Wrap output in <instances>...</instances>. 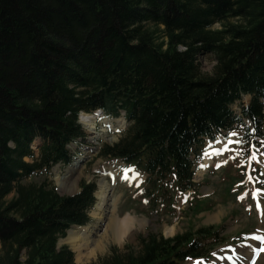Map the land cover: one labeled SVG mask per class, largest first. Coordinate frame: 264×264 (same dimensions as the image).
Here are the masks:
<instances>
[{"label":"trees","instance_id":"trees-1","mask_svg":"<svg viewBox=\"0 0 264 264\" xmlns=\"http://www.w3.org/2000/svg\"><path fill=\"white\" fill-rule=\"evenodd\" d=\"M203 55L215 60L210 76ZM96 110L124 112L129 127L99 158L146 176L153 204L169 209L171 188L195 192L205 139L239 129L264 140V0H0V264H74L57 242L90 223L95 182L64 197L24 182L68 165L67 145L86 138L78 114ZM188 208L209 206L194 194ZM220 230L149 235L137 255L99 264L206 260Z\"/></svg>","mask_w":264,"mask_h":264},{"label":"rangeland","instance_id":"rangeland-1","mask_svg":"<svg viewBox=\"0 0 264 264\" xmlns=\"http://www.w3.org/2000/svg\"><path fill=\"white\" fill-rule=\"evenodd\" d=\"M229 22L234 23L236 20H230ZM214 28L219 29L220 26L215 25ZM197 64L199 73L202 76H210L215 66V60L212 55L199 56ZM248 100V97H243L241 104H246ZM241 104L236 103L232 106V109L238 113ZM95 120L94 127L89 125V123L81 124L83 131L87 135L86 140L69 146L70 154L74 158L78 157L77 159H80L77 164V170L68 172L67 168L57 166L53 168L50 175L38 174L24 182L34 185L46 183L58 195L66 196L76 194L79 190V184L83 180L88 183L95 181L97 184L103 179L107 186L108 197L106 199H109V203L111 202V207H108L107 211H110L111 215L118 217V219H122L125 215L134 218V230L130 237L121 241V243L112 242L111 237H109L102 245L103 249L95 251L87 260L78 259L77 253L71 249L69 244L65 243L66 237L61 239L58 242V247L65 246L69 248L74 255V264H99L101 261L111 257L113 251H115L116 255L122 257L127 255L135 256L140 252V239L149 235L171 238L176 234H182L191 229L196 231L199 228L219 225L222 227L221 236L227 238L228 242L215 250L212 264H248L253 253L255 254L253 252L254 241L249 239V236L254 234L264 236V155H258L253 149L247 158L241 156L245 150L239 144L240 138L237 131L233 132L235 135L231 133L225 140L222 138L216 140L212 148H217L211 152V146L207 142L210 148L205 153V160L201 169H198L195 173L193 181L197 184V194L202 201L207 203L209 208L194 215L187 206L192 193L187 194L183 199H179L176 198L173 191L171 195L174 197V212L169 213L161 208L158 203L152 206L146 199L142 198L144 177L137 174L136 176L132 173V169V171L127 170L128 168L124 167L120 162L99 158L101 148L117 143L128 128V124L122 120V117L117 120L110 117L106 120L97 118ZM223 149L225 150L221 153L220 150ZM218 150L220 151L219 156H217ZM75 162L77 161L73 163ZM205 164L207 166L204 168ZM251 164L257 167L259 176L254 179L250 174H247L244 181H237L232 186L233 181L227 176L230 174L235 177L237 170L242 167H246L248 173ZM106 170L110 173L104 176L103 172ZM124 176L129 181L124 179L125 182L122 179ZM64 186L73 189V191L71 193H61ZM97 189L96 192L98 191ZM253 192L256 193L257 202L252 198ZM12 197L13 195H10L7 201ZM97 202L96 198L95 205ZM95 205L89 212L91 223L84 227L94 229L93 242L99 239L108 221L106 219L108 214L105 219L100 221L92 217L93 212H96ZM76 229L81 228L74 227L70 230ZM168 230L172 231L167 236L165 232ZM233 241L239 242L232 243ZM256 245L258 249L260 245ZM89 249L81 251V255H88ZM256 264H264V251L257 259Z\"/></svg>","mask_w":264,"mask_h":264},{"label":"bare ground","instance_id":"bare-ground-1","mask_svg":"<svg viewBox=\"0 0 264 264\" xmlns=\"http://www.w3.org/2000/svg\"><path fill=\"white\" fill-rule=\"evenodd\" d=\"M96 116H98L99 118ZM95 118L101 119V120L107 119V117L101 116L99 114H93V115L81 114L78 122L80 125L81 124L85 125L86 123H89V125L94 127V124L96 122ZM77 158H75L73 160V162L74 161H77V162H75V163L72 162L69 165V167L67 168L68 172H72L77 168V164L80 162V159H77ZM206 166L207 165L205 164L204 168ZM109 173L110 172L108 170L103 172L104 176L108 175ZM122 179L123 180L126 179L127 181H129L128 178L125 176L122 177ZM97 187H98V189H97L98 191L95 193V196H96L95 198H97L98 202L95 205V209H96L95 211L96 212H93L92 217L95 220L100 221V220L105 219V217L108 214V216H107L108 218L106 217V219H108V221L106 220L107 224L105 225L103 233L99 236V239L94 241V242L92 240L93 230H94L93 228H81V229H76V230H70L66 234L65 243L69 244L71 249L75 253H77V258L80 260H87L88 257L90 255H92L95 251H101V249H103L102 245L104 244L105 241H107L109 239V237H111L112 242L121 243V241L130 237L132 235V231L134 230V225H133L134 218L130 217L129 215H125V217H123L122 219H118V217H116V216L113 217V215H111L110 211H107V208L111 207L110 206L111 202L109 203V199H106L108 197L107 186H106L103 179L97 183ZM72 191H73V189L64 186L61 190V193H71ZM113 206H114V204H113ZM135 221H137V220H135ZM171 231L172 230L166 231L165 235L168 236L171 233ZM92 242H93V244H92ZM91 245H93V246L91 249H89ZM255 248L257 249V245ZM259 248H260V251H263V246H259ZM85 249L86 250L89 249L88 255L87 254L81 255V251H83ZM253 252H255L254 247H253Z\"/></svg>","mask_w":264,"mask_h":264},{"label":"snow or ice","instance_id":"snow-or-ice-1","mask_svg":"<svg viewBox=\"0 0 264 264\" xmlns=\"http://www.w3.org/2000/svg\"><path fill=\"white\" fill-rule=\"evenodd\" d=\"M233 135H235V133H233Z\"/></svg>","mask_w":264,"mask_h":264}]
</instances>
